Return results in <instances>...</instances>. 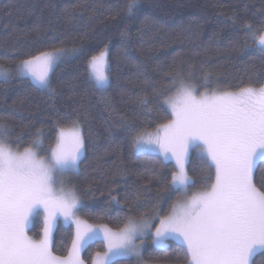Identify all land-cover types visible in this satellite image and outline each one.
<instances>
[{
	"label": "trees",
	"instance_id": "trees-1",
	"mask_svg": "<svg viewBox=\"0 0 264 264\" xmlns=\"http://www.w3.org/2000/svg\"><path fill=\"white\" fill-rule=\"evenodd\" d=\"M128 0H0V64L12 66L37 50L77 48L51 75V91L39 89L28 77L0 80V121L11 126L16 150L32 146L38 131L44 147L55 143L58 127L80 119L86 148L71 187L82 201L79 215L112 229L129 215H167L182 193L167 188L172 162L151 152H134L125 124L154 131L167 122L164 100L175 93L172 78L193 84L197 93L235 91L238 86L264 83V53L245 39L244 23L264 21V0H139L134 14ZM123 34V35H122ZM247 45V46H246ZM107 46L110 85L98 90L85 71L87 59ZM259 78V83L257 79ZM141 99L147 101L141 103ZM46 157L48 153L36 150ZM187 171L204 188L207 168L194 146ZM264 162L254 182L260 187ZM264 190V189H262ZM117 197L119 205L109 203ZM107 208V212L98 209ZM119 214V215H118ZM42 222L32 234L40 237ZM74 230L61 222L54 232L53 252L68 254ZM103 240L82 252L86 264L105 252ZM187 264L180 243L157 247L146 238L142 259L119 258L111 264ZM250 264H264V249Z\"/></svg>",
	"mask_w": 264,
	"mask_h": 264
},
{
	"label": "snow or ice",
	"instance_id": "snow-or-ice-1",
	"mask_svg": "<svg viewBox=\"0 0 264 264\" xmlns=\"http://www.w3.org/2000/svg\"><path fill=\"white\" fill-rule=\"evenodd\" d=\"M139 0H128L126 12L134 14ZM245 39L264 53V21L254 27L242 26ZM123 35V34H122ZM247 46V45H246ZM77 48L37 50L12 66L0 64V80L13 74L28 77L39 89L51 91V73L59 64L78 54ZM110 52L107 46L86 61L88 79L98 90L110 85ZM257 79L258 77H253ZM164 100L167 122L154 131L125 124L133 151L162 154V162H174L167 188L183 199L171 205L167 215H129L123 227L113 230L93 226L76 213L82 201L58 177L78 170L86 148L80 119L57 128L55 143L44 147L38 131L31 147L13 150V129L0 121V264H85L80 253L97 236H103L106 251L97 252L92 264H111L114 255L140 257L143 239L152 232L153 243L167 248L169 239L180 241L187 264H250L254 253L264 249V179L254 182L259 163L264 162V83L238 86L235 91L197 94L186 80L172 78ZM141 103L146 104L145 99ZM199 149L200 163L207 168L204 188L189 189L197 183L188 174L189 148ZM37 149L48 153L38 157ZM59 185V188L56 186ZM119 205L111 196L109 203ZM107 212V208L98 209ZM119 215V214H118ZM40 238L28 234L30 225L40 223ZM75 227L67 256L53 252L54 232L60 218Z\"/></svg>",
	"mask_w": 264,
	"mask_h": 264
},
{
	"label": "rangeland",
	"instance_id": "rangeland-1",
	"mask_svg": "<svg viewBox=\"0 0 264 264\" xmlns=\"http://www.w3.org/2000/svg\"><path fill=\"white\" fill-rule=\"evenodd\" d=\"M60 65V64H59ZM10 67V66H9ZM57 68V67H56ZM55 68V69H56ZM54 69V70H55ZM53 73V72H52ZM52 73H51V75H52ZM13 76H16L15 74H13ZM175 94V93H174ZM173 94V95H174ZM197 94H199V93H197ZM195 145H192V146H190V148H189V153H190V151H191V149L194 147ZM12 147V146H11ZM12 149L13 150H16V149H14L13 147H12ZM19 151V150H18ZM21 151H23V150H21ZM142 152H151V151H142ZM151 153H155V154H158V155H160L162 158H163V156H162V154H160V153H158V152H151ZM38 154V153H37ZM38 157H41V156H39L38 155ZM172 163H174V162H172ZM74 173V171H71V172H68V173H66L64 176H61V177H58V179L59 180H62L63 182H64V186L66 187V188H72V189H74L73 187H71V184H70V179H71V176H72V174ZM57 188H59V185H57L56 186ZM76 192V191H75ZM189 194H191V191H190V189H189ZM78 196V195H77ZM183 199V194L181 195V197L178 199V200H182ZM76 215H77V217L80 219V220H82V221H86L89 225H93V226H100V227H103V226H107V225H104V224H95V223H91V222H88L87 220H85L84 218H82L80 215H79V213L77 212L76 213ZM40 221L42 222L43 221V216H41L40 217ZM62 223V224H64V225H66V226H70L68 223H65L64 221H63V218L61 217L60 218V220H59V222H58V224L59 223ZM43 224V223H42ZM57 224V225H58ZM33 226L34 225H30L29 227H30V230H29V232H28V234L30 235V236H32L33 238H35V239H39L40 237H35L33 234H32V229H33ZM72 228H73V230H74V232H75V227L74 226H71ZM108 227V226H107ZM110 228V227H109ZM112 229V228H111ZM113 230H117V229H113ZM152 232H154V228L152 229ZM152 232H149L142 240L141 239H138L137 240V243L138 244H142L143 246H142V248H141V254H140V257L138 258V259H142V255H143V251H144V248H145V246H146V238H148V237H152ZM97 239H101V240H103V236H102V234L101 235H99V236H97V237H95L90 243H92L93 241H95V240H97ZM170 241H176V242H178V243H180V241H178V240H174V239H169L168 241H166V243H167V245H169V243H170ZM152 242H153V240H152ZM89 243V244H90ZM155 246H157L156 244H154ZM157 247H159V246H157ZM71 248V247H70ZM261 250H263V249H259V250H257L255 253H254V255L257 253V252H259V251H261ZM83 252V251H82ZM82 252L80 253V255H81V257H82ZM104 252H102L101 254H103ZM56 255V254H55ZM253 255V256H254ZM56 256H59V255H56ZM64 256H67V254L66 255H64ZM64 256H59V257H64ZM129 257H134V258H137L136 256H121V255H114L112 258H111V262L112 261H114V260H116V259H119V258H129ZM253 258V257H252ZM83 259V258H82ZM252 260V259H251ZM250 263H251V261H250ZM86 264V263H85ZM92 264V263H91ZM141 264H162V263H150V262H146V261H141Z\"/></svg>",
	"mask_w": 264,
	"mask_h": 264
}]
</instances>
